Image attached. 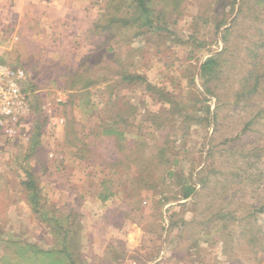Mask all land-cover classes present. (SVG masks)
Masks as SVG:
<instances>
[{
  "label": "rangeland",
  "instance_id": "1",
  "mask_svg": "<svg viewBox=\"0 0 264 264\" xmlns=\"http://www.w3.org/2000/svg\"><path fill=\"white\" fill-rule=\"evenodd\" d=\"M7 1L0 0V9L9 8V18L0 19V46L7 47H0V62L25 71L22 86L35 89L31 97L37 109L31 105L26 119L30 140L0 149L8 189L0 193V209L27 201L24 192L14 194L11 188L22 187L23 155L41 122L40 155L47 170L33 155L29 165L37 170L45 208L72 214L83 226L80 264H264V0H179L177 7L156 0L166 24L134 38L117 31L111 39L108 33H68L75 31L72 26H53L44 34L42 25L58 18L45 16L51 13L46 0H26L22 19L16 4ZM87 1L99 14L107 2ZM36 2L38 8L47 5L38 9ZM92 53L96 62L88 74L98 84L91 88L90 103L81 106L76 96L69 105L73 93L67 75ZM214 56V70L202 75L203 64ZM125 71L145 81L127 84ZM127 104L134 107L128 118L133 133L125 143L131 148L146 143L149 157L162 147L168 151V164L150 173L155 189L139 194L129 179L134 167L99 165L117 158L101 127L117 119V112L128 115ZM153 114L161 117L152 122ZM69 115L97 153L90 160H79L77 150L65 145ZM103 181L115 193L105 202L98 198ZM181 186H195V192L184 199ZM0 215L6 217L0 241L24 240L51 249L50 229L44 238L47 232L39 227L33 240L29 220ZM106 221L117 227L104 228ZM4 246L0 242V263Z\"/></svg>",
  "mask_w": 264,
  "mask_h": 264
},
{
  "label": "trees",
  "instance_id": "2",
  "mask_svg": "<svg viewBox=\"0 0 264 264\" xmlns=\"http://www.w3.org/2000/svg\"><path fill=\"white\" fill-rule=\"evenodd\" d=\"M164 7H168L169 4H174L175 7L179 6V0H163ZM156 0H107L103 11L99 14V17L93 25V31L96 34L108 33V39L114 38L117 31H125V36H132V38L146 34L149 31L161 28L162 24H166L165 16H162L161 9H157ZM96 56V55H95ZM216 56L206 60L202 66V75H209L217 63ZM96 62L94 53L87 55L79 63L78 67L70 72L68 77L67 89L70 90L73 95L69 105H73L74 97H79L81 106L88 105L92 98L91 88L98 84V81L93 79L88 72L91 70V63ZM122 79L127 84L135 82H144V77L137 73H130L125 71L122 75ZM148 90L152 93H156V89L150 85L147 86ZM23 90L28 94L30 103L33 109H37L33 99L31 97L34 94V88L24 86ZM161 92V99L163 97V91ZM82 98V99H81ZM164 100V99H163ZM173 104V109L180 116L183 115V110ZM129 108V114L117 112L115 115L117 119H114L111 124L104 125L101 127L103 134L109 139L111 145L117 153V158L110 160L105 159L99 164L104 169H116L124 166L128 169L135 168V176H130L129 179L133 182L134 191L137 194L144 190H153L157 186L150 175L153 168L160 167L162 164H168V151L166 147H162L157 154L154 156L147 155L145 149L146 143H139L134 148L129 147L125 142L128 140L127 134L133 131H129L128 118L130 113H133L134 108L132 104H127ZM173 110V111H174ZM182 113V114H181ZM151 121H155L156 118L161 115L153 114L150 115ZM182 118L187 119L185 115ZM126 125L124 129L120 125ZM42 123L36 124L35 133L30 143L29 151L25 155L22 152L19 156L23 155L24 161L23 172L25 178L21 182V186L26 193L27 202L31 206L33 212L37 215L38 219L45 223L51 231L54 237V244L50 250H45L38 245L28 243L27 241H6L2 240L1 243L5 244V253L0 264H80L78 259L82 260L81 253H78V247L80 242V231L81 227L79 223L73 219L72 214H62L57 210H47L44 206V200L42 198L41 187L39 179L37 177V170L34 166L29 165V159L32 155L35 156L36 163L45 172L47 161L43 160L40 152L42 146L40 144ZM140 135V133H138ZM96 136H99L97 134ZM65 145L77 150L74 154L81 161H87L93 156V151L90 145L84 142L81 137V133L77 129V121H75L72 115H69L66 125L65 133ZM87 154V155H86ZM167 160V161H166ZM162 180H166L163 177ZM110 184L107 181H103L101 186L103 188L98 198L105 202L108 201L114 192L110 189ZM6 186V183L0 179V187ZM6 188V187H5ZM7 189V188H6ZM179 196L184 199H188L195 192V186H181ZM79 231V232H78Z\"/></svg>",
  "mask_w": 264,
  "mask_h": 264
},
{
  "label": "crops",
  "instance_id": "3",
  "mask_svg": "<svg viewBox=\"0 0 264 264\" xmlns=\"http://www.w3.org/2000/svg\"><path fill=\"white\" fill-rule=\"evenodd\" d=\"M25 1L26 0H12L11 1V4L14 2V4H16V6H17L15 10L19 14L20 19H22V16L24 17L28 11L27 7L22 5L25 3ZM44 2L48 3V5L50 7V9L48 11L51 12L45 16L51 17L52 15H56L59 18V19L58 18L55 19V21L57 22L55 24H53V21L51 20V21H49L50 24L47 22L48 25H46V24L42 25V27H43L42 31L45 32L44 34H46V32L49 33L50 28L53 26L54 27L56 26L58 28H63V29H68V28L70 29V27L72 26L73 29H75V31L72 32L71 30H69V31H67L68 33H73V34L76 33L77 36H80V37H82L83 34H86L89 37H92L93 35H95V33L93 31V25L97 21V19L99 17V13L97 12V9L93 10V13H92V11H90V9H91V8H89L90 1H87V0H84V1L83 0H46ZM44 2L41 3V7H39V8H42V6L47 5ZM91 2H93V0ZM3 3H4V5H6V3H8V1L4 0ZM36 4H37V8H38L39 2L38 3L36 2ZM83 4H85V5H83ZM32 6L35 7L34 5H32ZM8 9H9L8 6L6 8L4 7V8L0 9V19H3V21H6V19L9 18L7 16ZM17 13H15V14H17ZM74 15L76 16L75 22L71 23L72 18L74 19V17H73ZM40 18H42V16ZM47 19H49V18H47ZM44 28H45V30H44ZM86 35L84 37H86ZM15 37L18 38L17 33L14 34V38ZM0 47L3 48L4 46L1 45ZM5 49H7V47H4V50ZM16 144L18 145L19 143H16ZM1 148L6 149L5 146L1 145V143H0V149ZM6 176L7 175L4 172L0 171V179L2 181L6 180ZM6 190H8V189H6L4 186L0 187V193L1 194H4V192ZM11 191L14 192V194L17 193L18 191L25 193V191L23 190L22 187H20L18 190L11 188ZM0 210H2L0 212L8 213V219L11 220V218L12 219L14 218V222L21 221L22 217L23 218L25 217L24 219L29 220V222H30L29 227L33 228L32 230L35 232V234L32 235V236H35V238H33V240H36V238H37L36 230L39 227L45 229L47 232V234L45 236L42 235V236H44V238L50 237L48 226L38 219L37 215L33 212L31 206L28 204L27 201L24 203L14 202L10 205H7V208L5 207V208L0 209ZM1 217H3V216H1ZM1 217H0V224L6 220L5 219L6 217H4V219ZM81 224H83V223H81ZM103 224H104L103 225L104 228L115 229L117 227L111 221L110 222L106 221V223H103ZM79 226L81 227L80 230H82L83 226L82 225H79ZM42 236L40 238H43ZM125 244L131 248V245L128 243V241Z\"/></svg>",
  "mask_w": 264,
  "mask_h": 264
},
{
  "label": "built area",
  "instance_id": "4",
  "mask_svg": "<svg viewBox=\"0 0 264 264\" xmlns=\"http://www.w3.org/2000/svg\"><path fill=\"white\" fill-rule=\"evenodd\" d=\"M25 80L23 69L0 62V143L3 146L30 140L26 119L32 108L23 90ZM52 124L56 122L52 120Z\"/></svg>",
  "mask_w": 264,
  "mask_h": 264
}]
</instances>
